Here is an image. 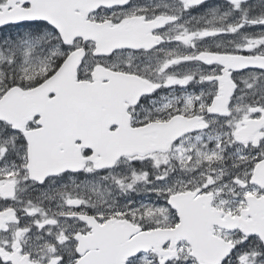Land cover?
<instances>
[{
	"label": "snow or ice",
	"instance_id": "snow-or-ice-1",
	"mask_svg": "<svg viewBox=\"0 0 264 264\" xmlns=\"http://www.w3.org/2000/svg\"><path fill=\"white\" fill-rule=\"evenodd\" d=\"M0 264H264V0H0Z\"/></svg>",
	"mask_w": 264,
	"mask_h": 264
}]
</instances>
